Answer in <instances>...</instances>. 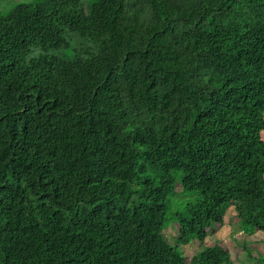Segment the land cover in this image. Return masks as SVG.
<instances>
[{
  "label": "trees",
  "instance_id": "16d2710c",
  "mask_svg": "<svg viewBox=\"0 0 264 264\" xmlns=\"http://www.w3.org/2000/svg\"><path fill=\"white\" fill-rule=\"evenodd\" d=\"M263 127L264 0L18 2L0 12V264H231L163 229L203 243L232 208L264 232Z\"/></svg>",
  "mask_w": 264,
  "mask_h": 264
},
{
  "label": "rangeland",
  "instance_id": "374dc122",
  "mask_svg": "<svg viewBox=\"0 0 264 264\" xmlns=\"http://www.w3.org/2000/svg\"><path fill=\"white\" fill-rule=\"evenodd\" d=\"M24 0H0V12L6 14L15 4ZM260 137L264 140V127L260 130ZM175 190H180L177 182ZM189 193H180L171 198V209L168 210L169 216L172 212L181 206L189 197ZM184 196V197H183ZM187 196V197H186ZM163 229V235L172 244H178L182 249L187 260L205 245L220 243L229 251L231 256V264H259L257 262V254H264V232H256L247 235L241 231L238 217L234 210L229 208L226 212L223 224H213L208 229L207 237L204 242L191 241L187 244L177 242V225L168 219ZM249 253V254H248ZM263 264V263H260Z\"/></svg>",
  "mask_w": 264,
  "mask_h": 264
}]
</instances>
